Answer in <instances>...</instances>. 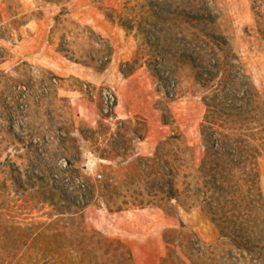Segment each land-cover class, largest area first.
I'll list each match as a JSON object with an SVG mask.
<instances>
[{
  "label": "rangeland",
  "instance_id": "obj_1",
  "mask_svg": "<svg viewBox=\"0 0 264 264\" xmlns=\"http://www.w3.org/2000/svg\"><path fill=\"white\" fill-rule=\"evenodd\" d=\"M151 10L172 50L138 34ZM214 94L226 133H264V0H0V264H264L135 165L161 146L189 175ZM257 176L264 198V155Z\"/></svg>",
  "mask_w": 264,
  "mask_h": 264
},
{
  "label": "trees",
  "instance_id": "obj_2",
  "mask_svg": "<svg viewBox=\"0 0 264 264\" xmlns=\"http://www.w3.org/2000/svg\"><path fill=\"white\" fill-rule=\"evenodd\" d=\"M151 11L150 16L142 19L137 27L138 34L143 36L149 47L172 50L176 40L168 33L171 26L156 28L154 24H147L150 17L157 19V22L162 21V24L168 22L167 18L160 14L161 11ZM107 19L110 23L114 21ZM118 25L126 34L134 29L129 20L119 21ZM148 26L152 27L154 33L146 30ZM106 51L108 56L92 67L96 71L106 69L111 49L107 48ZM182 51L188 50L182 47ZM127 67L128 64H125L124 68ZM122 73L130 75L127 70ZM204 104L206 115L199 134L203 152L189 175L180 174L183 162L176 156L170 162L160 155L161 146L154 152L153 158L135 160L137 167L150 172L148 177L153 176L152 184L146 188V195L159 197L162 202L174 201L185 210L197 209L212 223L219 236L235 247L260 245L264 243V223L259 226L256 223L259 216L264 215V198L258 192L257 161L264 155V133L256 139L247 137L250 141L241 135L226 133L223 126L217 124L216 118L226 116L236 124L240 116L239 111L227 103L226 96L214 94ZM178 180H181V188Z\"/></svg>",
  "mask_w": 264,
  "mask_h": 264
}]
</instances>
